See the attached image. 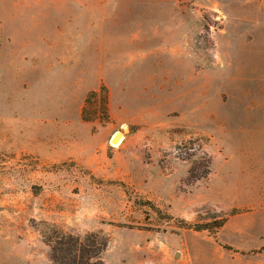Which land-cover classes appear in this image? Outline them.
Masks as SVG:
<instances>
[{
    "label": "rangeland",
    "instance_id": "obj_1",
    "mask_svg": "<svg viewBox=\"0 0 264 264\" xmlns=\"http://www.w3.org/2000/svg\"><path fill=\"white\" fill-rule=\"evenodd\" d=\"M50 227L264 264V0H0V264H57Z\"/></svg>",
    "mask_w": 264,
    "mask_h": 264
},
{
    "label": "trees",
    "instance_id": "obj_2",
    "mask_svg": "<svg viewBox=\"0 0 264 264\" xmlns=\"http://www.w3.org/2000/svg\"><path fill=\"white\" fill-rule=\"evenodd\" d=\"M107 89L105 86L101 87L100 92H91L88 97V104L91 98H99V107L102 110V114L108 116L107 110V98L105 96ZM104 94V95H103ZM82 119L86 122H91L93 118L87 114V105L83 108ZM209 164L210 161H207ZM180 223L187 227L193 228L185 221ZM216 228L222 227L223 222H217ZM48 226V225H46ZM53 236L49 237L47 243L51 248V259L57 264H103L101 255L105 252L109 239L103 234H90L84 240L67 235L57 231L54 227H50ZM196 230H208L207 225L195 226ZM59 235V236H57ZM55 238V239H54ZM96 259L95 263L92 260Z\"/></svg>",
    "mask_w": 264,
    "mask_h": 264
},
{
    "label": "bare ground",
    "instance_id": "obj_3",
    "mask_svg": "<svg viewBox=\"0 0 264 264\" xmlns=\"http://www.w3.org/2000/svg\"><path fill=\"white\" fill-rule=\"evenodd\" d=\"M120 142H121V135H119V134H115V136L112 138L111 143H112L114 146H117Z\"/></svg>",
    "mask_w": 264,
    "mask_h": 264
}]
</instances>
